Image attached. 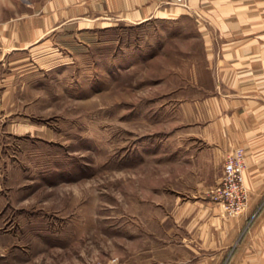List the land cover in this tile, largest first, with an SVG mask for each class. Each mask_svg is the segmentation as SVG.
<instances>
[{"label":"rangeland","instance_id":"obj_1","mask_svg":"<svg viewBox=\"0 0 264 264\" xmlns=\"http://www.w3.org/2000/svg\"><path fill=\"white\" fill-rule=\"evenodd\" d=\"M46 1L0 0L8 46ZM214 3L206 19L58 27L7 54L0 264H227L264 200L223 215L214 153L244 150L241 131L264 123L198 113L209 98L264 99V0ZM213 210L248 211L225 250L205 244L223 224Z\"/></svg>","mask_w":264,"mask_h":264},{"label":"crops","instance_id":"obj_2","mask_svg":"<svg viewBox=\"0 0 264 264\" xmlns=\"http://www.w3.org/2000/svg\"><path fill=\"white\" fill-rule=\"evenodd\" d=\"M229 7L228 3L227 8ZM214 9V0H47L40 10L41 13H38L36 17L32 15L22 20V23H16L18 28L14 29L11 34L14 39L10 46H8L6 33L7 24L0 22V66L1 63H5L4 60L11 50H14V53H22L20 50L17 52V49L30 47L58 27L69 30L73 27H86L91 24L108 26L119 21L141 24L152 19L176 18L194 12L202 14V18L206 19ZM231 54L229 53V56ZM241 54L239 51L234 56L240 57ZM0 89H6L5 78L1 76ZM259 101L254 98H209L203 100L202 105L200 104L205 106V109H199L198 116L260 117L264 123V99ZM245 121L248 120L245 118ZM239 135L240 138L251 137L252 139L251 142L245 140L243 143L246 161L244 183L249 191L248 202L251 205V203L264 200V124L260 131H254V134L250 133L246 126ZM206 150L197 151L196 159L202 163L208 160L206 153H209L210 160V152ZM214 154V163L219 167L220 173L214 175L211 187L219 181L224 156L223 152L216 151ZM215 212L213 217L218 218L223 224L208 228L209 231L214 230V232L212 231V236L205 244L211 250H225L234 246V239L240 236V224L247 218L248 211L234 219H224L220 216L219 210L218 213ZM188 260L191 263L198 262L197 258ZM208 262V264H215L210 258ZM227 264H264V216L258 224L249 226L243 231Z\"/></svg>","mask_w":264,"mask_h":264},{"label":"built area","instance_id":"obj_3","mask_svg":"<svg viewBox=\"0 0 264 264\" xmlns=\"http://www.w3.org/2000/svg\"><path fill=\"white\" fill-rule=\"evenodd\" d=\"M245 168L244 150L233 148L222 163L219 181L210 189L211 198L222 206L225 216L239 214L248 203L249 191L244 183Z\"/></svg>","mask_w":264,"mask_h":264}]
</instances>
